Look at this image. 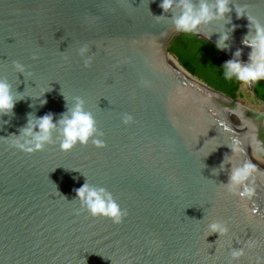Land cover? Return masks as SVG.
<instances>
[{"label": "water", "instance_id": "water-1", "mask_svg": "<svg viewBox=\"0 0 264 264\" xmlns=\"http://www.w3.org/2000/svg\"><path fill=\"white\" fill-rule=\"evenodd\" d=\"M160 3L0 0V79L22 98L0 117V264H264V177L256 176L249 221L222 185L231 163L220 168L236 136L245 155L234 163L264 171V81H226L222 69L237 50L249 62V22L235 6L264 24V0H233L225 21L198 36L175 32ZM160 15L168 18L158 23ZM224 32L228 47L218 49ZM85 44L94 57L87 68L78 53ZM76 96L106 147L89 141L63 152L53 133L55 144L29 155L5 140L29 113L56 122ZM125 113L134 123L123 124ZM86 179L127 210L121 224L81 208L75 189ZM214 221L227 224V236L208 235ZM249 239L257 247L232 261L231 249Z\"/></svg>", "mask_w": 264, "mask_h": 264}, {"label": "clouds", "instance_id": "clouds-1", "mask_svg": "<svg viewBox=\"0 0 264 264\" xmlns=\"http://www.w3.org/2000/svg\"><path fill=\"white\" fill-rule=\"evenodd\" d=\"M233 4V0H161L159 7L164 14L172 13L171 23L175 32L188 35L198 36L202 28L207 29L214 21H225V17L232 11L229 7ZM237 18L246 17L249 22V33L244 38L243 43L251 48L248 63L240 60L241 51L237 50L232 59L227 60L223 66V77L226 81L236 80L244 85H254L264 81V24L256 19L248 11V6H235ZM157 22L166 20V15L155 16ZM231 21L228 20V23ZM235 26H233V29ZM231 31V30H230ZM166 34V33H165ZM163 35V34H162ZM211 35V34H210ZM205 35V36H210ZM230 39L229 33L224 32L220 35L217 48L222 49L228 47L226 43ZM89 45L85 44L78 49L81 57H85L84 66L91 67L94 57L86 56L89 52ZM38 57L33 55L32 59ZM65 61L68 57L63 56ZM13 67L19 74H25L26 68L19 61H13ZM31 75V73H27ZM141 86L150 87V81L141 79ZM63 95V93H62ZM22 100L17 93L13 92L12 85L7 78L0 79V117L14 115L15 104ZM67 101V99L65 98ZM74 104L67 107L66 111L60 114V117L54 122L52 113L36 117L33 113L28 114L27 123L19 129V135H11L5 140L10 143L12 148L22 151L26 154H34L37 151H44L46 145H53L56 140L53 133L57 134L60 150L70 152L78 144L87 146L89 141L96 148L106 147L103 137V131L97 127L91 111L85 110V100L76 96L73 97ZM46 100H41V104H45ZM122 122L124 125L134 123L132 115L123 114ZM243 126L247 127V124ZM231 131V129H225ZM252 141L257 140L255 129L253 128ZM243 141L233 136L232 142L228 145L232 150V155H225L220 168L231 163V171L228 176V183L222 184L226 192L236 196L240 200V207L243 209L249 221L257 216V209L250 208L248 202H252L257 195L256 176L264 177V171L256 163L251 160H245L241 164L234 163L236 158L245 155L242 147ZM76 198L80 202L82 209L94 218L103 217L110 219L113 224L119 225L128 215L126 209H121L115 198L104 187H97L87 182L78 189H75ZM218 233L220 237L227 236L229 228L223 221H214L208 225V235ZM207 235V236H208ZM258 242L249 239L244 242V247L232 248L230 252L232 261H239L246 255L245 249L251 250L256 248ZM260 258H258L259 264Z\"/></svg>", "mask_w": 264, "mask_h": 264}]
</instances>
